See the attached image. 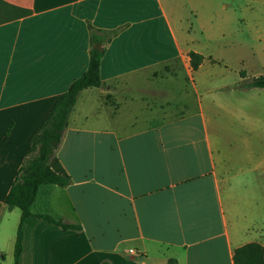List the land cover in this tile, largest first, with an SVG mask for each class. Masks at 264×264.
<instances>
[{"label":"crops","instance_id":"1","mask_svg":"<svg viewBox=\"0 0 264 264\" xmlns=\"http://www.w3.org/2000/svg\"><path fill=\"white\" fill-rule=\"evenodd\" d=\"M180 7L0 0V264H15L21 221L6 197L40 124L88 67L89 24L120 29L101 60L109 87L78 96L56 152L71 183L40 187L19 264H235L237 248L264 247V87L245 86L264 76V32L250 47L224 43V31L192 37L176 26ZM192 50L205 57L197 70ZM175 61L186 76L150 75Z\"/></svg>","mask_w":264,"mask_h":264},{"label":"trees","instance_id":"2","mask_svg":"<svg viewBox=\"0 0 264 264\" xmlns=\"http://www.w3.org/2000/svg\"><path fill=\"white\" fill-rule=\"evenodd\" d=\"M91 34L90 60L85 72L70 85L69 89L60 96L48 115L40 124L32 139L31 146L24 162L17 172V176L6 197L8 209L21 210V221L18 227L15 244V264H19L22 252V228L24 221L34 215L32 207L37 199L42 185L68 186L71 177L66 172L57 156L64 132L68 127V119L77 102L80 93L87 88H108L109 84L100 75L101 60L106 46L120 29L102 30L89 24ZM102 43V49L97 50L94 45ZM190 64L197 70L204 61V55L196 51L189 52ZM247 87H264V76L253 78L245 84ZM8 136V134H7ZM46 221L62 227L64 230H82L78 223L66 221L50 214H39ZM235 264H264V247L252 242L237 248L234 252ZM104 264H108L105 262ZM169 264H178L170 260Z\"/></svg>","mask_w":264,"mask_h":264},{"label":"rangeland","instance_id":"3","mask_svg":"<svg viewBox=\"0 0 264 264\" xmlns=\"http://www.w3.org/2000/svg\"><path fill=\"white\" fill-rule=\"evenodd\" d=\"M176 4L181 6L176 14L172 13L176 26L192 37L224 31L228 34L224 43L237 40L250 47L253 43L249 35L264 32V0H176ZM153 70L150 75H187L183 61L163 64Z\"/></svg>","mask_w":264,"mask_h":264},{"label":"water","instance_id":"4","mask_svg":"<svg viewBox=\"0 0 264 264\" xmlns=\"http://www.w3.org/2000/svg\"><path fill=\"white\" fill-rule=\"evenodd\" d=\"M94 48L97 49V50H101V49H102V43H101V42H97V43L94 45Z\"/></svg>","mask_w":264,"mask_h":264},{"label":"built area","instance_id":"5","mask_svg":"<svg viewBox=\"0 0 264 264\" xmlns=\"http://www.w3.org/2000/svg\"><path fill=\"white\" fill-rule=\"evenodd\" d=\"M130 252H131V253H136L135 250H133V249H131Z\"/></svg>","mask_w":264,"mask_h":264}]
</instances>
